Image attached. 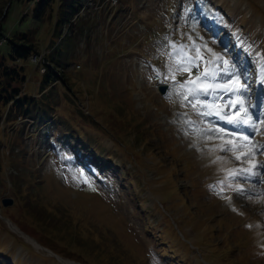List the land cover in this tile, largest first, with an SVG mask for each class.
I'll return each instance as SVG.
<instances>
[{
    "label": "rangeland",
    "instance_id": "374dc122",
    "mask_svg": "<svg viewBox=\"0 0 264 264\" xmlns=\"http://www.w3.org/2000/svg\"><path fill=\"white\" fill-rule=\"evenodd\" d=\"M56 3L36 22L32 0H0L5 37L33 33L41 58L17 62L21 96L44 98L50 112L35 124L7 123L6 108L0 121V264H264V169L229 178L250 167L249 149L222 151L238 144L225 135L232 126L203 115L236 96L217 89L206 109L202 88L226 78L191 83L211 72L212 53L226 52L247 74L253 119L264 121V0L85 3L69 60L50 68L62 81L40 96L44 57L71 35L64 26L54 37ZM10 52L0 47L1 56ZM197 85L193 102L188 89ZM249 139L264 143V123ZM253 162L264 164V155Z\"/></svg>",
    "mask_w": 264,
    "mask_h": 264
},
{
    "label": "trees",
    "instance_id": "16d2710c",
    "mask_svg": "<svg viewBox=\"0 0 264 264\" xmlns=\"http://www.w3.org/2000/svg\"><path fill=\"white\" fill-rule=\"evenodd\" d=\"M55 0H40L33 9L32 18L36 22H42L46 12L54 10ZM82 0H57L56 8V24L54 37L56 39H62V28L69 26L71 35L67 38L63 36V45L59 49L53 48L52 53L44 57L45 71L43 72L39 85V94L42 96L45 91L50 90L52 85H56L60 81V77L54 74L50 67L53 69L60 68V62H67L69 55L66 54L67 48L71 46L72 37L74 38L76 32L72 29L75 25L74 18H78ZM7 16L6 12L0 11V41L3 40L5 35L2 30V21ZM33 33H22L15 37H7L4 43H8L11 46V52L7 56L0 55V121L4 110L7 108V123H14L18 119L32 121L35 124L39 114L44 116V120L49 118L50 112L45 107L48 106L44 102V98L37 100L33 96H21V88L19 85L25 83L26 78L24 73V67H19L17 62L26 63L29 61V57L32 54L39 55V51L36 49V43L33 40ZM65 42V43H64ZM55 44V42H54ZM12 63L13 66L7 65ZM66 86V84L64 83ZM69 90V88L67 87ZM50 109V108H48ZM53 109V108H52Z\"/></svg>",
    "mask_w": 264,
    "mask_h": 264
},
{
    "label": "snow or ice",
    "instance_id": "6c2138e0",
    "mask_svg": "<svg viewBox=\"0 0 264 264\" xmlns=\"http://www.w3.org/2000/svg\"><path fill=\"white\" fill-rule=\"evenodd\" d=\"M212 43H215V41H212ZM172 47L175 49L176 46L172 45ZM186 46L181 45L180 49L178 51L182 52L183 49ZM193 50L199 51V48L193 44ZM209 52H212V49H208ZM227 53H223L220 55H217L216 53H212L213 57H215L214 60H208L207 63L209 65H213V68L211 72L209 73L208 69H205V73H203L201 76H197L195 80L191 81L193 85H196L197 81H200L203 77L204 80H212L215 81L219 77L223 76L225 77V82L220 84H213V85H207L202 88V92L205 96L212 94H217V89H219L223 93H231L232 95L236 96L235 102L229 100L227 101L222 107L215 109L214 111H205L203 112L204 116L209 115H215L219 120L224 121L226 124L231 125L234 132H228L225 133V135L232 136L234 139L238 140V144L234 147H225L224 145H221L220 148L224 152H231L234 151L235 147H244L248 148L249 151L246 153H243L244 162L249 163L250 167L248 168H241L238 170H231L228 174L229 178L236 179L237 177H243L245 179L251 178V177H259L260 172L257 171V169H264V164H257L253 162V157L256 155L257 152L259 154L264 155V143L260 141H255L249 139V136L254 137L257 134L258 128L260 123H264V121H261L259 117L256 119H253L254 113L250 111V108L252 107L250 104L246 106L245 97H247L249 92V86L247 85L246 81L248 79L246 73H242L238 71L237 66L234 62L230 60H225L223 57ZM189 64L191 66H198L196 65V62L194 60H191L189 58ZM218 65H222V67H217ZM188 70V69H185ZM244 75L245 82L240 81V76ZM234 80V85L229 84L228 81ZM262 83H264V80H262ZM181 88H184L185 85L181 84ZM200 86L197 85V87H192L188 89V94L198 98L201 94L200 91H198V88ZM211 88V93L209 92V89ZM221 97L217 95V99H220ZM192 107L195 109L196 105L193 104ZM203 107L211 108L212 105H203ZM235 109L233 113L227 112L224 109ZM198 111V110H197ZM224 132L223 129H216L213 130V135H216L217 133ZM239 133V136H235V133ZM247 133V135H245ZM224 137L221 136V139ZM247 141L245 144L244 142ZM226 143H232V140L226 141ZM219 159V158H218ZM236 160H241V155L235 156ZM87 182L86 180L84 181ZM227 187V185H225ZM234 191L238 195H245V190L242 188H236ZM235 210V209H233ZM250 227V226H249Z\"/></svg>",
    "mask_w": 264,
    "mask_h": 264
},
{
    "label": "water",
    "instance_id": "95a60500",
    "mask_svg": "<svg viewBox=\"0 0 264 264\" xmlns=\"http://www.w3.org/2000/svg\"><path fill=\"white\" fill-rule=\"evenodd\" d=\"M167 89H168V88H167L166 85H160V86L158 87V92H159L161 95H164V94L167 92ZM12 203H13V202H12L11 199H5V200H3V206H4V207L11 206ZM6 222L8 223V225H9L10 228H14V227L12 226V224H11L8 220H6ZM12 230H13V229H12ZM13 231H14V230H13ZM14 232H17L18 234H21L22 236H24L26 240H30L28 236H25L24 234L20 233L18 230L14 231ZM27 238H28V239H27Z\"/></svg>",
    "mask_w": 264,
    "mask_h": 264
},
{
    "label": "bare ground",
    "instance_id": "6f19581e",
    "mask_svg": "<svg viewBox=\"0 0 264 264\" xmlns=\"http://www.w3.org/2000/svg\"><path fill=\"white\" fill-rule=\"evenodd\" d=\"M38 1H39V0H34V2H38ZM87 1L90 2L91 0H87ZM115 1H116V0H113V1L110 0V2L113 3V4H114ZM33 57L35 58V56H33ZM186 94H187V93H186ZM233 96H234V95H233ZM188 98L190 99V101H193V102H196V101L199 99V98H195V97H193V96H191V95H189V94H188ZM212 99H213V95L211 96V95L209 94V95L206 96V99H205V100L202 99V100H203V101H202V104H203V105H208V102L211 101ZM216 99H217V97H216ZM209 105H210V104H209ZM206 109H207V108H206ZM232 112H233V111H232ZM227 140H228V139H227ZM224 142H225V141H224ZM224 144H225V143H224ZM11 229H13L14 231L17 230V229H15V228H11ZM27 239H28V238H27ZM26 241H29V240H26ZM58 259H59V258H58Z\"/></svg>",
    "mask_w": 264,
    "mask_h": 264
},
{
    "label": "built area",
    "instance_id": "2783aa9c",
    "mask_svg": "<svg viewBox=\"0 0 264 264\" xmlns=\"http://www.w3.org/2000/svg\"><path fill=\"white\" fill-rule=\"evenodd\" d=\"M113 1V0H112ZM33 61H35V58H31Z\"/></svg>",
    "mask_w": 264,
    "mask_h": 264
}]
</instances>
